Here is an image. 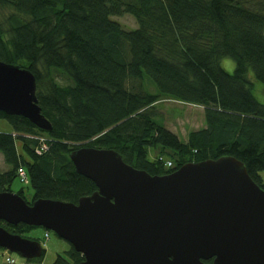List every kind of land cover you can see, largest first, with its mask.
Instances as JSON below:
<instances>
[{
	"label": "trees",
	"instance_id": "trees-1",
	"mask_svg": "<svg viewBox=\"0 0 264 264\" xmlns=\"http://www.w3.org/2000/svg\"><path fill=\"white\" fill-rule=\"evenodd\" d=\"M123 15L134 27H123ZM224 58L233 60L232 73L221 66ZM0 61L34 75L51 125L41 130L0 111L10 127L0 130L8 166L0 170V191L13 192L22 168L32 199L15 193L27 203H77L96 189L69 159L80 147L114 150L151 175L231 156L264 190V103L253 94L254 83L264 89V0H0ZM162 99L202 107L204 128L182 141L157 120ZM157 146L169 150L171 167L161 156L148 159ZM0 226L22 237L33 228ZM67 246L52 264L83 259ZM9 255L17 264H43L42 256Z\"/></svg>",
	"mask_w": 264,
	"mask_h": 264
},
{
	"label": "water",
	"instance_id": "water-1",
	"mask_svg": "<svg viewBox=\"0 0 264 264\" xmlns=\"http://www.w3.org/2000/svg\"><path fill=\"white\" fill-rule=\"evenodd\" d=\"M0 111L50 130L34 75L0 61ZM75 172L96 187L77 203L0 191V221L51 231L83 259L78 264H264V190L231 156L187 162L151 175L111 149L69 154ZM0 248L38 259L39 241L0 226ZM211 260V263L208 261Z\"/></svg>",
	"mask_w": 264,
	"mask_h": 264
},
{
	"label": "rangeland",
	"instance_id": "rangeland-1",
	"mask_svg": "<svg viewBox=\"0 0 264 264\" xmlns=\"http://www.w3.org/2000/svg\"><path fill=\"white\" fill-rule=\"evenodd\" d=\"M119 22L124 28L134 27V20L128 16L123 15L118 18ZM223 69L229 73L234 70L233 60L230 58H224L221 61ZM147 87L151 91H155L154 87L148 83ZM253 94L255 98L261 103H264V89L257 83H254ZM157 120L165 126L168 130L175 133L182 141L187 138V134L191 131H196L204 128V116L202 107L196 105L182 104L172 99H162L155 105ZM9 125L0 120V130H9ZM161 156L162 159L169 162L170 166L164 165L166 168L172 166V158L169 155L168 149H162L160 146L152 147L148 149V159L153 160ZM166 162V163H167ZM8 168L4 163L2 156L0 155V170L4 171ZM262 180L264 181V171L260 172ZM22 189L23 196L26 201H31L32 190L28 183L20 182L17 177L11 184V190L16 192ZM44 229L41 227H33L23 234L24 237L35 238L40 241L44 251L42 252L43 264H52L58 254H63L67 249V242L59 238L53 232L48 231V234H44ZM4 252L0 248V263L3 261L1 254Z\"/></svg>",
	"mask_w": 264,
	"mask_h": 264
},
{
	"label": "built area",
	"instance_id": "built-area-1",
	"mask_svg": "<svg viewBox=\"0 0 264 264\" xmlns=\"http://www.w3.org/2000/svg\"><path fill=\"white\" fill-rule=\"evenodd\" d=\"M42 148H45V144H42ZM164 165L170 166V162H165ZM17 177L19 178L20 182H26L27 176L25 174V171L22 168L17 169ZM4 254L6 255L5 261L7 264H17L15 260L9 255L10 253L7 251H4Z\"/></svg>",
	"mask_w": 264,
	"mask_h": 264
},
{
	"label": "flooded vegetation",
	"instance_id": "flooded-vegetation-1",
	"mask_svg": "<svg viewBox=\"0 0 264 264\" xmlns=\"http://www.w3.org/2000/svg\"><path fill=\"white\" fill-rule=\"evenodd\" d=\"M211 263V262H210Z\"/></svg>",
	"mask_w": 264,
	"mask_h": 264
}]
</instances>
